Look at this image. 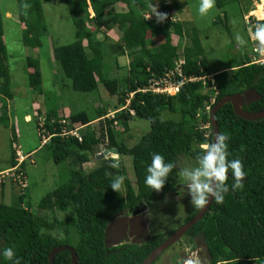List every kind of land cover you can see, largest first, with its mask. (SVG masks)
Listing matches in <instances>:
<instances>
[{
    "label": "trees",
    "instance_id": "obj_1",
    "mask_svg": "<svg viewBox=\"0 0 264 264\" xmlns=\"http://www.w3.org/2000/svg\"><path fill=\"white\" fill-rule=\"evenodd\" d=\"M14 1L20 27L17 41L20 46L28 49L40 47L41 37L47 32L42 0ZM63 1L73 25L74 40L53 48L52 55L58 71L69 79L73 90L92 92L100 87L108 95L116 96L117 103L106 107H112L109 109L114 112L111 118L104 117L107 113L104 109L96 117L103 116L97 120L98 136L93 129H87L80 131V140L69 133H62L87 126L94 120L84 111L69 113L65 118L63 114L58 115L57 108L45 113L43 128L48 141L42 147L56 164L66 165L68 179L46 193L36 207L39 210H58L67 214L61 220L54 217L52 222H48L23 202L25 190L20 191L16 177L18 174L25 179L23 160L13 171L15 174L10 187L19 189L17 201L25 206L5 204L2 199L5 182L0 181V250L11 247L14 259H19L20 264H71L68 251L57 253L48 262L49 251L55 246L66 244L76 252L75 264H140L162 241V234L153 235L142 243L133 242L107 248L103 244L105 227L113 216L130 211L138 202L150 208L151 204L162 200L174 190L178 184L175 166L179 158L184 156L197 162L204 151L199 145L211 143L210 129L199 128V123L209 122L205 106L211 107L224 95L253 88L260 94V98L242 106V109L247 112L264 110V64H251L250 57L242 54L235 65L210 72L204 57L200 58L203 49L197 29L186 27L183 22L169 20L170 3L177 9L182 1L167 0V4L160 6L167 13V19L160 25L144 18V13L154 6L156 0ZM116 4H122L125 9L116 11ZM229 4H235L239 9L238 0H215L214 3L221 10ZM88 7L94 15L91 21L88 19ZM88 22L104 26L120 41L116 54H126L128 57L126 75L112 78L105 76L102 71L105 64L102 44L91 41L92 33L85 31ZM248 22L257 24L264 23V20L250 16ZM172 33L179 38L185 35L189 43L178 47L171 41ZM158 34L162 35L163 41L155 44L151 40ZM83 39L87 40L89 52L82 46ZM179 57L184 60L182 74L201 79L182 83L173 95L137 91L146 86L150 78H158L167 69H171ZM22 67L30 92L42 94L38 60L28 56ZM10 89L9 55L0 9L1 108L12 98ZM129 93L132 96L126 104L125 99ZM212 97L214 102L210 104ZM53 116L56 119L50 121ZM129 118H142L149 123L148 130L131 146L126 145L124 139L118 138L113 126L118 121L124 131H128ZM214 119L219 135L228 138L227 159H238L241 162L245 173L243 188L233 190V180L229 176L225 181L229 190L224 194L223 203L212 201L209 209L186 235L191 240L198 231L203 232L210 254L209 264H264V119H242L233 113L229 103L215 111ZM0 125L8 126V116L4 111L0 113ZM205 132L207 137L204 136ZM99 141L104 144L106 142L104 149L117 150L119 168H111L110 157H103L97 159L93 168L84 169L83 165L91 160L90 156L94 158L101 151L98 148ZM154 153L162 155L165 162L174 165L158 192L144 185L146 167ZM123 155L131 156L134 185L125 175L121 160ZM15 165L16 154L11 148L10 167ZM115 176L124 177L119 193L109 186ZM0 264H11V261L0 257Z\"/></svg>",
    "mask_w": 264,
    "mask_h": 264
},
{
    "label": "rangeland",
    "instance_id": "obj_2",
    "mask_svg": "<svg viewBox=\"0 0 264 264\" xmlns=\"http://www.w3.org/2000/svg\"><path fill=\"white\" fill-rule=\"evenodd\" d=\"M178 1H182V5H179L177 9L170 3L169 20L183 22L186 27L193 26L197 29L199 42L203 49V55L200 58L204 57V62L210 72L235 65L239 62L242 54L252 56V47L256 42L251 41V34L254 31L248 25V17L252 16L256 20H264L255 13L261 10L260 15L264 16V5H262L264 0L263 2L262 0H238L241 11L235 4L226 5L222 10L214 5L203 17L197 11L200 0ZM167 3V0H156L154 6L144 13V18L155 22V24H162L156 22L153 10L157 9L158 12H163L160 6ZM114 7L116 11L125 9L122 4H116ZM0 9L4 21V40L9 55L10 90L12 93V98L8 100L4 108H1L0 101V113L4 111L8 116V126L0 125V181L5 182L2 199L8 205L21 204L17 201L19 189L10 187L13 171L11 169L9 171L8 169L3 170L10 167V150L12 148L17 156H26L24 159L26 189L23 202L27 203L26 205L29 206L32 212L45 217L48 222H52L54 217L61 220L67 214L66 212L39 210L36 207L39 200L46 193L59 187L68 179L66 165L63 163L56 164L48 157V151L42 147V144L48 141L47 133L43 128L45 113L49 109L57 108L58 115L63 114L65 118L69 113L84 111L90 119L93 118L94 120H91L87 126H79V129L76 128L72 131L79 136L80 131L93 129L96 136H98L99 121L97 120L103 118V116L96 117L100 116L101 110L104 109L107 112L104 117L111 118L114 112L109 109L112 107L109 109L106 107L116 104L117 98L108 95L100 87L96 89L97 91L92 92L73 90L70 87L69 79L58 71L59 68L52 55L53 48L58 45L69 44L74 40L73 25L63 0H42V12L47 25V32L41 37V46L34 49L20 46L17 41L20 27L17 21L15 1L0 0ZM87 11L88 19L91 21L94 16L93 12L90 7ZM85 31L92 33L91 41L101 42L102 44L105 63L102 71L105 76L112 78L126 75L128 57L126 54L117 56L116 52L120 45L117 37L107 31L104 26H97L92 22L86 24ZM236 34L241 35L245 41L244 45H237L235 41ZM151 41L159 44L162 43L163 37L158 34ZM171 41L173 44H177L178 47L189 43L185 35L179 38L173 33ZM81 43L84 50L89 52L87 40L83 39ZM28 56H34L39 62L42 94L31 93L26 85L22 66ZM131 96L130 93L127 95L126 104ZM55 119L53 116L50 121ZM128 125L129 130L124 131V127L120 122L113 123L114 132L119 135L118 138L124 139L126 145L131 146L148 130L149 123L146 119L129 118ZM13 135H15L14 141L10 143ZM105 144L98 142L100 152L104 150ZM112 154L109 152L105 157H111ZM18 158L20 159V157ZM90 159L88 163L83 165L85 170L95 166L97 159L92 158V156H90ZM121 160L125 175L129 182L134 185L131 156L123 155ZM196 164V161L181 156L175 166L177 183L181 184L178 175L179 170L184 167H195ZM23 204L21 205L25 206ZM151 205L150 210H147L143 215L147 230L152 236L170 231L176 223L180 222L181 224L184 222L195 210L190 204V199L178 195L165 196L162 200ZM200 248L201 253H204L205 247L201 245Z\"/></svg>",
    "mask_w": 264,
    "mask_h": 264
},
{
    "label": "clouds",
    "instance_id": "obj_3",
    "mask_svg": "<svg viewBox=\"0 0 264 264\" xmlns=\"http://www.w3.org/2000/svg\"><path fill=\"white\" fill-rule=\"evenodd\" d=\"M214 3L215 0H200L197 9L198 14L201 17L206 16L209 10L214 7ZM25 7H27V5H25ZM153 15H155L157 23H162L167 19V13L158 12L157 9L153 10ZM258 19L260 18L258 17ZM253 27L255 30L251 34V38L256 42L257 47L255 50L260 52L261 54H264V23H257L253 25ZM235 41L238 46L245 44V41L239 34L235 35ZM253 57H259V54L253 53L250 57V62ZM211 107H209L208 115ZM130 114H133V112L130 111ZM207 123L209 124V128L206 129H210L211 132L210 122ZM77 129L79 128L77 127ZM204 136L207 137L206 132L204 133ZM76 138L78 139V137ZM227 139L228 138L225 135L221 134L216 136L214 142L210 144L204 143L199 145L202 149H204V151L203 154L197 158L196 166L191 168L184 167L181 168L178 172L181 185L186 186L187 194L190 197V204L196 210H203L210 200L214 201L217 204L223 203L224 194L229 190L227 184L225 183L229 176H231V179L233 180V190L243 188L242 181L245 173L244 171H242V165L238 159H227ZM18 157H20V159ZM25 157H23L22 155L17 156L16 154V165L13 167H9V169H11L12 171L17 169L19 164L25 159ZM110 160L111 163L109 166L111 168L115 169L120 167L119 157L116 154H112ZM173 167L174 165L172 163L165 162V159L162 155L158 153L152 154L151 162L146 167V175L144 177L145 187H147L151 191H160L164 186L165 181L167 180L169 173L172 171ZM14 174L15 173L13 172V175ZM123 181V176H115L111 180L109 186L113 191L119 193ZM183 190L185 191V188H183ZM0 257H3L4 260L11 261V264H20L19 259H14V251L11 247H6L0 250ZM188 264H194V262L190 260Z\"/></svg>",
    "mask_w": 264,
    "mask_h": 264
},
{
    "label": "water",
    "instance_id": "obj_4",
    "mask_svg": "<svg viewBox=\"0 0 264 264\" xmlns=\"http://www.w3.org/2000/svg\"><path fill=\"white\" fill-rule=\"evenodd\" d=\"M259 98L260 94H258L253 88H247L240 92L227 94L219 98L210 108L208 115L212 134L211 143L214 142L216 136L219 135L217 124L214 119V113L217 109H219L225 103H229L233 113L242 119L249 121L264 119V110L247 112L242 109L243 105H248ZM108 152L117 154V150L115 148L104 149L102 152H99L97 155H95V159L103 158L108 154ZM184 188H186V186ZM211 202L212 201L210 200L203 210H197V212L190 219H188L185 223L175 229L167 238L160 242L140 264H151L164 249L179 239L185 231H187L192 225L202 218L204 213L209 209ZM138 208L139 206H137L136 210H134L130 216H116L110 223L107 224L104 229L103 238V244L105 247H115L120 245L121 242H126V236L130 238L134 236L139 238L142 234H147L145 221L142 215L139 214L141 211H139ZM142 209L144 210V207H142ZM147 239H149V236L145 237V240ZM131 242H135V240H132ZM194 242L197 244V246L199 243H203L202 245L206 246L203 232H199L194 236ZM61 251H68L71 264H75L77 259L76 252L71 246L66 244L53 247L48 253V262L50 263L53 257ZM207 253H209L208 249Z\"/></svg>",
    "mask_w": 264,
    "mask_h": 264
},
{
    "label": "flooded vegetation",
    "instance_id": "obj_5",
    "mask_svg": "<svg viewBox=\"0 0 264 264\" xmlns=\"http://www.w3.org/2000/svg\"><path fill=\"white\" fill-rule=\"evenodd\" d=\"M182 187L184 188L185 186H183L180 183H178L177 185H175L174 190L172 192L168 193L167 196L178 195V196H184V197L190 199L189 195L187 194L186 188H185V191H184ZM137 206H139L138 209H139V211H141L139 214L142 215V217L144 219V215L143 214L147 210H150V208L148 207V205H146V204H144L142 202H138L136 205L133 206V208L130 211H126L124 213L121 212V213H118L115 216H113L112 219L109 221V223L116 216H130L132 214V212L134 210H136ZM142 207H144V210L142 209ZM196 212L197 211L192 212L193 214H191V216L188 217L181 224H180V222L176 223L170 231L162 233V237H163L162 241L165 238H167L175 229H177L179 226H181L183 223H185L188 219H190ZM187 231H185L183 233V235L179 239H177L174 243L169 245L166 249H164L156 257V259L154 260L155 264H177V262H179V264H185V263L188 264V262L190 260L193 261L194 264H209L210 254L207 253V249H208L207 248V244H206V246L203 245L205 247V250H204V253L203 252L201 253L200 246L203 243L202 244L199 243V245L197 246V244L194 242V236L196 234H198L199 232H202V231H198L195 235H193L191 237V240H189L188 236L186 235ZM146 236H149V239L151 237H153L152 235L149 234V232L147 230V234H142L139 238H137L135 236L131 237V238L126 236V238H125L126 242H123V243L121 242L120 245L127 244V243H133V242H131L132 240H135L134 243H139V242L142 243L144 241L149 240V239L145 240ZM103 238H104V233H103Z\"/></svg>",
    "mask_w": 264,
    "mask_h": 264
},
{
    "label": "built area",
    "instance_id": "obj_6",
    "mask_svg": "<svg viewBox=\"0 0 264 264\" xmlns=\"http://www.w3.org/2000/svg\"><path fill=\"white\" fill-rule=\"evenodd\" d=\"M256 23H249L248 25L253 29V31L255 30L253 25H255ZM251 41H254L251 38ZM257 45L255 44L252 47V51L253 53H258L260 56L259 57H253L250 63H256L259 65H263L264 64V54H261L260 52L256 51ZM184 64V60L182 57H179L178 59H176L174 61V65L171 69H167L161 76H159L158 78L156 77H152L149 79L148 84L146 86H144L142 89H138L137 91H141V92H153V93H159V94H167V95H173L175 94L179 87L181 86L182 83L187 82V81H194V80H198L201 79L199 77H185L182 74V65ZM214 102V98H210V104H212ZM210 106H205V110L208 111ZM200 128L206 129L209 128V124L206 123H200ZM69 133L75 137H78V140H80V137L77 136V134L74 131H68V132H63L62 134H66ZM16 177H18V184L20 187V191L23 192L25 187H26V183L25 180L20 177V175H16ZM187 264V263H185Z\"/></svg>",
    "mask_w": 264,
    "mask_h": 264
},
{
    "label": "bare ground",
    "instance_id": "obj_7",
    "mask_svg": "<svg viewBox=\"0 0 264 264\" xmlns=\"http://www.w3.org/2000/svg\"><path fill=\"white\" fill-rule=\"evenodd\" d=\"M262 2H263V0H262ZM262 5H264V3H263ZM263 10H264V9H263ZM260 11H261V10H258V11H256L255 13H257L258 16H259L260 18L264 19V16H261V15H260V13H262V11H261V12H260ZM255 13H254V14H255ZM257 14H256V15H257Z\"/></svg>",
    "mask_w": 264,
    "mask_h": 264
},
{
    "label": "crops",
    "instance_id": "obj_8",
    "mask_svg": "<svg viewBox=\"0 0 264 264\" xmlns=\"http://www.w3.org/2000/svg\"><path fill=\"white\" fill-rule=\"evenodd\" d=\"M219 70H221V69H219ZM219 70H216V71H219ZM216 71H214V72H216ZM6 169H9V167H8V168H5V169H3V170H6ZM3 170H1V171H3Z\"/></svg>",
    "mask_w": 264,
    "mask_h": 264
}]
</instances>
